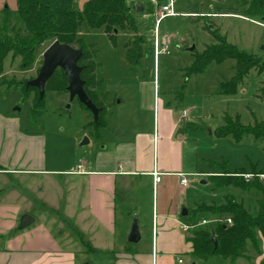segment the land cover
Listing matches in <instances>:
<instances>
[{
	"label": "rangeland",
	"instance_id": "obj_1",
	"mask_svg": "<svg viewBox=\"0 0 264 264\" xmlns=\"http://www.w3.org/2000/svg\"><path fill=\"white\" fill-rule=\"evenodd\" d=\"M87 1L75 0L73 8L82 11ZM168 1L157 0L161 5ZM173 1L175 14L167 15L157 23L156 4L151 0H136L143 4V11L136 8V3L133 16L138 24V34L145 41V58L138 69L132 68L126 59L128 39L136 33L121 29L109 38L104 29H91L86 21L81 24L85 43L95 45L97 50L96 77L102 83L97 92L106 106L105 126L98 130L92 126V114L83 110L77 99L70 103L69 94L63 91L46 90L44 113L33 120L30 107L34 94L27 100L18 85H9L36 78L43 64V53L53 41L37 48V59L29 70H21L20 61L13 63L11 56L5 59L0 76V110L19 118L24 129L38 135L37 144L44 148L48 165L51 162L59 168L76 164L85 165L86 169L129 172L137 159L136 134L153 128L158 109L167 108L173 120L179 121L176 133L184 130L181 137L187 169L209 175L219 170L264 173V139L251 134L240 140L232 135L218 136L220 127L229 120L246 127L264 126V99L257 97L264 73L258 72L259 68L252 69L238 93L229 95L220 93L219 88L236 75L235 59L211 62L200 73L188 72L195 60L192 53H200L206 46L216 43L211 33L214 28L229 44L259 58L264 64V27L258 24L264 23V19L246 14L244 0ZM5 8L16 10L17 1L0 0V11ZM155 33L170 40L168 51L157 60L152 49ZM192 47L194 49L190 51ZM68 104L70 108H67ZM184 109L188 116L182 120L180 116ZM119 131L123 135L117 134ZM85 138L88 142L83 144ZM138 179H131L135 180L133 191ZM188 179L187 188L175 189L176 198L183 204L180 211L183 208L192 210L202 203L223 205L227 198L233 197L250 213L258 212L256 188L243 191L234 186L219 187L206 176L194 174ZM260 179L264 183V175ZM248 180L253 181V178ZM151 190L152 205V199L156 202L157 191L153 197ZM215 220L199 224L197 228L212 231ZM262 249L261 256L251 261L238 259L236 264H259L264 259V241ZM104 257L91 254L86 257L87 264H101ZM181 260L184 264H230L221 255L197 259L191 254H183Z\"/></svg>",
	"mask_w": 264,
	"mask_h": 264
},
{
	"label": "crops",
	"instance_id": "obj_2",
	"mask_svg": "<svg viewBox=\"0 0 264 264\" xmlns=\"http://www.w3.org/2000/svg\"><path fill=\"white\" fill-rule=\"evenodd\" d=\"M158 110L153 128L136 134L129 172L48 165L38 135L0 110V264H85L91 254L105 255L101 264H184L192 249L175 189L183 188L182 173H210L187 169L184 130L176 133L170 109ZM24 214L33 223L20 229ZM134 216L141 239L130 244Z\"/></svg>",
	"mask_w": 264,
	"mask_h": 264
},
{
	"label": "trees",
	"instance_id": "obj_3",
	"mask_svg": "<svg viewBox=\"0 0 264 264\" xmlns=\"http://www.w3.org/2000/svg\"><path fill=\"white\" fill-rule=\"evenodd\" d=\"M17 9L5 8L0 11V76L3 74L4 61L11 56L12 62L20 61L21 70L31 69L37 59V48L48 41L58 40L61 43L77 45L82 48L83 56L79 65L83 67L81 78L84 80V90L102 111L97 123L92 126L97 130L105 126L106 106L97 92L102 84L96 77L95 45H87L81 35V24L86 21L91 29H104L109 38H113L117 31L128 29L136 33L128 39L126 59L132 68L138 69L145 58V41L138 34V24L133 16L136 0H88L82 11L73 8L75 0H16ZM131 3H134L133 5ZM246 14L264 19V0L243 1ZM138 4V3H137ZM161 5L158 3V6ZM143 11V10H140ZM216 43L210 44L200 53H192L194 64L188 69L189 73H200L211 62H221L233 58L237 62L236 75L229 82L223 83L219 92L222 94H237L245 78L252 69L259 68L264 73V64L259 58L241 52L235 45L229 44L226 37L218 29L211 30ZM5 83V81H4ZM9 84V83H8ZM18 85L23 97L31 99L30 117L33 120L42 117L44 113V97L40 99L36 88L26 87L24 83L13 82ZM67 77L62 69H57L47 81L45 90L67 92ZM257 97L264 99V80L257 92ZM81 108L88 111L81 103ZM246 134L264 139V126H241L237 121H227L220 127L218 136L232 135L240 140ZM252 175L253 181L246 179ZM263 172H245L219 170L206 176L217 186H234L243 191L256 188L258 196V212L250 213L233 197L226 199L223 205L198 204L194 209L187 208V216L181 217L186 223L196 224L202 220L216 219L212 231L197 228L190 232L187 241L191 243V255L197 259H208L214 255H221L230 264H236L238 259L253 260L263 253L264 241V183L261 181ZM231 219L232 223L227 222ZM211 236L217 239L214 246ZM259 264H264V259Z\"/></svg>",
	"mask_w": 264,
	"mask_h": 264
},
{
	"label": "water",
	"instance_id": "obj_4",
	"mask_svg": "<svg viewBox=\"0 0 264 264\" xmlns=\"http://www.w3.org/2000/svg\"><path fill=\"white\" fill-rule=\"evenodd\" d=\"M136 8L138 10L143 9V4L138 3ZM128 45V44H127ZM194 47L189 48L193 51ZM83 56L82 48L75 47L67 43H61L55 40L43 53V64L39 70L38 76L32 80L24 82L26 87L36 88L39 92L40 99L45 95V86L47 81L55 73L57 69H62L67 77L68 86L66 88L69 94V102L71 103L75 99L78 100L93 116V122L97 123L99 120V114L102 111L101 107H97L89 98L84 90L85 82L81 78L83 67L79 65V61ZM70 108V104L67 105ZM179 133H183V130H179ZM119 135H123L122 131L117 132ZM87 143V138L84 139L83 144ZM182 216H187V208H183L181 212ZM33 223V219L24 214L20 219V229H24ZM141 239V233L139 230V218L134 216L131 230L128 236V242L130 244H137ZM211 240L214 246H217V239L215 236H211ZM87 264V263H85Z\"/></svg>",
	"mask_w": 264,
	"mask_h": 264
},
{
	"label": "built area",
	"instance_id": "obj_5",
	"mask_svg": "<svg viewBox=\"0 0 264 264\" xmlns=\"http://www.w3.org/2000/svg\"><path fill=\"white\" fill-rule=\"evenodd\" d=\"M151 1L156 4V12H157V21L156 22L157 23H159L160 20L163 19L165 16H167V15L172 16L175 14L174 9H173V7H174V1L173 0H169L166 4L161 5V6L160 5L158 6L157 0H151ZM258 24L264 27V23L258 22ZM169 43H170L169 39L160 38L159 35L157 33H155L154 41H153V47H152L155 60H157V57L159 55L164 54L168 51ZM187 116H188V111L183 110L181 119L183 120ZM161 175L162 174L160 172H158L156 169L152 172L153 181H154V188H156V185L161 181ZM191 175L192 174H184V173L180 174V177H181L180 185L183 188H186L189 185L188 177ZM245 177H246V179H248L249 177H252V176L246 175ZM210 221L211 220H205L204 219V220H202L196 224H190V223L185 222L181 225V228H182L183 232L190 233L192 230L197 229L199 224L205 225V224H208ZM215 221H217V220H215ZM227 222L229 224L232 223L231 219H228ZM179 263H182V260H179Z\"/></svg>",
	"mask_w": 264,
	"mask_h": 264
}]
</instances>
